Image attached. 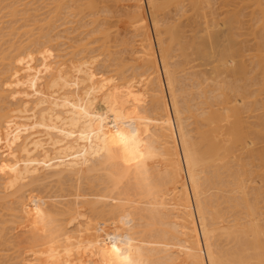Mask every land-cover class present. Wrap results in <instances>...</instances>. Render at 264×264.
Listing matches in <instances>:
<instances>
[{
	"label": "bare ground",
	"instance_id": "1",
	"mask_svg": "<svg viewBox=\"0 0 264 264\" xmlns=\"http://www.w3.org/2000/svg\"><path fill=\"white\" fill-rule=\"evenodd\" d=\"M22 1L20 4H22ZM83 1L70 0L69 2L68 0L67 2L71 4L75 3L76 7H72L71 10L76 11L77 14L81 13L80 15L78 14L79 18L86 13L82 14L84 10L88 11V13L90 12L91 17L97 16L96 10L100 0H85V3ZM32 2H29L30 5ZM56 2L57 6H53H56L58 11L60 9L63 11V7L69 6L62 3L64 2L63 0L62 2ZM100 2L106 3L105 0ZM127 2L131 12L124 21L128 25V29H130V32H128V34L132 35L130 39H135L131 44L135 42L134 46L135 44L137 45V48L134 49H136L135 55L138 57H135L133 60L129 58V62H126L130 65V61L132 60L135 64L130 66L121 64V66L120 62L116 60L117 64L113 65L112 68L114 69L116 65H119L115 70H109L110 73L114 74H109L111 76L108 78V75L104 74V71L108 74L104 63H110L111 60L108 61L110 58L115 60L113 57H110L113 53L107 55V61L102 59V64L99 63L100 60L98 61L102 53L96 55V61L98 62L92 64L95 61L93 52L96 51V48L97 50L101 49V52H106L104 50L105 46L101 44H105L107 41L104 40L101 43L100 40V48L97 46L95 50L91 48V51L94 50L92 52L89 51V46L85 45L86 49L83 47V44V49H80L79 52H76L77 49H74V53L76 52V56L79 53L83 54L84 49L87 52H91L94 57H92L93 60L91 58V65L87 62L85 54L82 57L79 55V59L71 60V63L70 59L68 62L63 63V59H68L67 57L73 58V56H69L70 54L68 53V55L65 52L64 54L67 57L65 56V58L60 59L63 63L62 66L61 62H59L60 66H56V69L47 68L50 65L48 62V65H44L46 66L47 73H44L40 78L43 80V76L46 75L43 81L44 85L42 84L37 89L39 87L36 86L37 84L29 86L31 84L29 83L30 81H25V84L27 82L28 86L25 85V89H23L24 87H20L22 90L18 88L17 91L26 90L28 87H36L33 88L34 91L30 93L32 88L31 90L30 88L27 89L28 93H25L26 98L22 96L23 98H20L18 104L14 102L15 105L17 104L16 107H13L9 111L7 106L6 112L2 111L0 114V126H6V123L10 119L9 123H12L9 124L11 130L9 134L12 135L8 136L15 138H12L14 140L12 144L5 145L7 148H10L5 149L4 145L3 147L5 148L0 146V149L2 148V151L0 150V166L2 165L0 168L2 171H0L4 179L1 176L0 178L4 181L8 178L7 182H4L2 179L0 180L4 186L7 184L6 188H9L14 183L9 190L0 185V187L2 186L6 190L5 193L3 189L0 191V194H5L3 196L0 195L1 202L4 201L2 199L7 198L5 202L6 200L11 201V199H14L15 203L17 199L21 202L17 203L21 205L27 204L26 208L30 205L31 207L28 210L23 207L26 210L25 213V210H22V206L19 207L22 210V216L19 215V212L13 215L16 220L18 219V222L24 220L26 224L28 220L32 221L33 218L37 222L36 216L38 215L43 218L44 216L51 218L54 214V216L57 215V219L60 216L63 219L66 217V223L68 222V224L64 225V229L61 227L62 231L65 230L61 232V237L65 240L67 236L66 239H68L70 246H73H71L73 249L69 247L66 250H72L74 258L71 254H65L73 258L65 257L73 261H69L71 264H77L78 262L79 264H113V262L115 264H126L123 257H118L112 252L113 242L108 240L110 236L115 238L117 248L122 251L125 248L129 249L125 252V255L136 261L137 264H264V146L260 147V149L256 148L260 146L257 144H263L262 142H264V111H261L262 109L264 110V106L263 102H261L262 99H258V96L264 92V0H218L221 12H219L220 10L217 7L216 10H214V7L211 8L213 6L211 0H127ZM212 2L214 1L212 0ZM40 3H42V0ZM144 3H146L148 9L147 15L145 14ZM209 3L212 4L211 7ZM21 6L20 8H22ZM244 6L252 8L250 9L254 18L250 15L253 22L251 23L250 20L249 22L252 25H248L249 28L252 27L249 31H253L255 34L254 39H256L253 40L254 42L256 41V51L254 50L255 54L250 59L251 61L249 60L250 64L252 62V66H247L249 63L246 64L247 60L243 59V56H245L243 55V51L245 50H242L244 46L241 48L244 45L242 44L243 41H237V39H240L237 38L239 37L237 35H240L238 34L240 33L239 30L237 32V24L242 20L239 19L240 16L244 15L242 14L244 13L242 10L246 8ZM9 7L11 8L12 6L9 5ZM40 7L42 6L40 5ZM56 7L54 8L55 10ZM69 7L67 10H69ZM170 8L171 10L168 11ZM103 10L104 13L107 12L106 9ZM103 10L101 9L99 13H102ZM165 10L167 11L165 12ZM10 11H12L11 17H13L15 11L13 9ZM58 11H55L56 16L60 15ZM171 11H174L172 12L174 13L172 17H170ZM34 13L36 14V12ZM166 13H169L167 17L171 18L170 20L165 16ZM51 15L48 17H52L55 14ZM105 16L106 18L108 17L106 13ZM96 18L98 17L92 18L94 20L92 23L97 24L99 18L98 20ZM51 19L54 20V18ZM72 21L76 22V20ZM104 21L106 22L107 19ZM148 21L154 33L153 36L155 37L159 58L158 56L156 57L157 53L153 45L151 31H149ZM101 22L100 25L103 26V19ZM1 24L3 25V23ZM17 24L20 25L19 23ZM94 24L92 25L95 26L96 24ZM105 24L107 25L108 23ZM116 24L118 23H115L114 27H117L115 26ZM240 24L241 27L242 23L240 22ZM45 26L43 25V28ZM223 26L225 27V31H223ZM24 29L22 30L24 31ZM94 29L96 30V28ZM97 29L99 34L101 33L102 39L103 36L107 38L110 35L109 31ZM107 29H109V26ZM127 30L125 31L126 33ZM91 31L90 29L89 33ZM18 33L20 34L21 32L19 31ZM68 34L67 38L70 37ZM84 34H81V37ZM28 35L27 37H29ZM86 37L91 39L92 35ZM42 38L41 41H43ZM107 40L109 41V39ZM44 41H46V38ZM94 41H97L96 38ZM94 41L93 46H95ZM31 43L29 48H31ZM48 43H51V39L45 44L48 46ZM26 44L24 45L27 48L28 45ZM61 44V47L65 45ZM131 44H128L130 48ZM17 45H14V47H17ZM50 45L52 46V44ZM90 45L92 47V44ZM125 45L124 47L128 46ZM22 48L20 47V50ZM18 51L19 49L15 52ZM33 51L30 53L33 54ZM15 52L14 54L16 55ZM114 55L116 58L118 54L116 55L115 53ZM18 56L26 58L22 54ZM43 56L42 58H46L45 55ZM87 56L90 57L91 55ZM83 57L87 61H80V59H84ZM17 59L18 57L15 60L17 61ZM29 59L32 61L31 58ZM38 59H41V57ZM38 59L35 58V60ZM123 59L122 61L120 59V61L123 62ZM19 60V63H21V58ZM23 60L25 59L23 58ZM47 60L44 61L46 62ZM81 62H84L83 67L79 65ZM195 62L196 64H193ZM19 63L17 62V64ZM28 63L26 62L25 64L27 65L26 68L31 67V64L28 65ZM34 64H32V67ZM53 65L55 66L56 63ZM53 65L51 67H54ZM86 65L90 67L86 69L84 67ZM126 65L127 67L125 68ZM206 66H209L210 72L206 70L208 68L203 70ZM13 68L15 69L14 66ZM194 68L202 69L199 71L193 70ZM37 69L39 70L38 66ZM21 70H23V65ZM41 70L43 71V68ZM28 71L35 72L36 70L31 71L28 68ZM205 71L207 74H205ZM1 72L3 73V71ZM21 72H18V74ZM208 72L209 77H207ZM6 74L3 77H6ZM30 74L28 73V76ZM37 74H39L38 71ZM200 74L202 76L204 74L208 80L211 75L215 78H220V75L222 76L223 74L225 76L226 74L227 77H230L229 80H232L224 81V83L217 82L211 86V83L204 76V79L199 78V76L202 77ZM257 77L258 79H256ZM29 78L27 80H35ZM227 79L225 78L224 80ZM212 80L210 82H213ZM6 81L9 84L7 79ZM22 81L24 83L23 79ZM189 81L192 83L190 84ZM12 82L14 81H11V84ZM4 83L3 86H5ZM51 86L53 87L51 88ZM254 86L258 88L252 89ZM44 87L48 88L45 90ZM12 88L16 90V87ZM42 88L46 91V96ZM14 89H10L9 91H13ZM4 91V94H6V90ZM9 91L7 92L9 93ZM47 91H49L48 95ZM0 93L2 94V90ZM50 95L51 97L48 98L47 96ZM24 99L28 101H24ZM1 105H4L2 101ZM15 105L13 104L12 106ZM246 110L249 114L250 112L251 114L255 113L258 110L260 114L257 113V115L255 113L253 114L254 116L248 115L247 118H250V120L253 117L255 118L249 123L248 119L244 118L246 117L245 114H248ZM116 113H119L122 118L120 130L129 138L127 143L121 142L112 128V125L116 123ZM243 118L247 119L248 122ZM125 125L134 128V133L130 131L129 127H125ZM13 126L20 129L17 128L15 130L16 128L13 129ZM38 129H42V133L45 131L46 133L44 134H47V138L44 139L45 136H42V139L40 136H37V134H40V130ZM14 131H16L17 137H15ZM4 132L0 130L1 134ZM0 136L2 138L0 140L1 143H11L9 138L8 142L3 139L5 133L4 136ZM133 136H135V142H132ZM233 145H236L235 148L239 151L235 155L241 154V152L248 153V161H242L240 159L241 155L240 158H237L239 155L235 158L229 157L233 154ZM229 158L233 160H229ZM242 158L246 160L247 156H243ZM125 160L128 162L125 163ZM137 161H139V165ZM6 175L9 177H6ZM8 183L10 184L8 185ZM47 188L49 190L47 196H45L46 205L44 204V207H41L39 204H36V199L38 203V198H40L36 196L43 195V190L46 193ZM31 194L34 199L36 197L35 200ZM8 198L11 199L9 200ZM8 204L5 203L4 209ZM15 204L12 206L9 204L10 207L8 206V209L11 208L10 210L12 211L9 214L15 213L12 208ZM18 206L20 205L18 204ZM16 216H20L21 218L19 219ZM39 216L38 218L43 220ZM10 218L9 220L12 219ZM42 220L41 222H43ZM13 221L11 220L10 222L13 223ZM1 226L4 225L2 224ZM22 226H20L21 230ZM51 226L54 225L52 224ZM56 228L58 229V227ZM21 230L19 231L21 232ZM57 232H60V230ZM33 233H30L31 236ZM43 233L44 231H42ZM77 235H80V238H77ZM127 238L131 239L130 247L127 243ZM50 239L47 241H50V244H52L53 240L51 241ZM26 240L30 241L27 238ZM21 241L23 242V239ZM44 243H46V239ZM85 244L86 248L83 247ZM52 245L50 246L53 247ZM46 246L48 248V245ZM55 246L57 247V245ZM51 247L49 250H51ZM54 247L53 249L55 250L56 247ZM44 248L46 247L44 246ZM77 251L78 253H76ZM52 252L49 251V253ZM78 255L82 260L81 262L76 257ZM74 259L78 261L75 263ZM40 264H43V262ZM66 264H68V261Z\"/></svg>",
	"mask_w": 264,
	"mask_h": 264
},
{
	"label": "rangeland",
	"instance_id": "2",
	"mask_svg": "<svg viewBox=\"0 0 264 264\" xmlns=\"http://www.w3.org/2000/svg\"><path fill=\"white\" fill-rule=\"evenodd\" d=\"M2 1V2H1ZM21 1L22 0H0V12H2V13H0V20H2L1 22H0V24L1 23H3V25L1 24L0 26V38H1V35H2V38L0 39L1 41H0V92H1V90H2V94L0 93V104H1V101H2V104H4V105H1L0 106V114L2 113V111H4V112H6V110L8 109L9 111L10 110H12L13 109V107H16L17 106V104H18V102H19V100H20V98L22 99L23 97L24 98H26V94L28 93L27 92V89H29L30 87H28V88H26V90H23V91H21L22 89L21 88H23V89H25V85H27L28 86V81H30L29 83H31L29 86H32L33 84L34 85H36V86H39V87H37V89L38 88H40L41 86H42V84H43V81H44V79H45V76L46 75H44L43 76V80H41L40 78L42 77V75L44 74V73H47V69H46V66H44V65H48V64H50V65H48L47 66V68H49V69H51V68H55L56 69V66L57 65H59L60 63L59 62H61V66H62V64L64 63V62H68V60L70 59V63L72 62L71 60H76V59H79V55H80V57H82L84 54L87 56V55H91L90 57L89 56H85V58H87V60L85 59H80V61L82 60V61H87L88 63H90V65H91V58L93 57L92 56V54H91V52L92 51H94L95 50V48H96V46L97 47H99L100 46V44L102 43V41H104V40H106L104 43L105 44H101V45H104L105 46V49L104 50H106V52H107V54H106V52L105 51H103V52H101V49H98L97 50V48H96V51L95 52H93L94 54V56H95V61L92 63V64H94V63H97L99 60V63H101L102 64V59L103 60H105V61H107V55H109V54H111V53H113V55L111 54V56L110 57H113L115 60H113V59H108V61H110V63L108 62V64L105 62H103L104 63V66L107 68V69H105V68H102V69H105V70H108V74H106L107 72L106 71H104V70H102V71H104V74L109 78L111 75H113L114 73H110V71L109 70H115V68L116 67H118V65L120 64H127V62L126 61H128L129 62V58H131L132 60L135 58V57H138V56H136L135 54H136V49H134V48H137V45L135 44V46H134V43H132L131 44V42H133V41H135V39L134 38H131L130 39V36H132V35H130V33L128 34V32H130V29H128L129 27H128V25L125 23V21H124V19H126V17L128 16V14L131 12V9L128 7L129 5H127V0H120V1H116V0H105L106 1V3H104V2H100V1H102V0H100L99 1V3H101L100 4V6H99V3H98V5H97V16H93V17H91L92 15H91V13L89 12L88 13V11H86V10H84V11H82V14L84 13V12H86V13H84V15H82V16H80V18L78 17V14L76 13V11H73V10H71L72 9V7H76L75 6V3H68L67 1L68 0H63L64 2H62V0L60 1V0H42V3H40L41 2V0H40V2H38L37 0L35 1V0H23L22 1V4L23 3H25V4H23V6H21L22 4H20L21 3ZM33 1V2H32ZM47 1H48V3H47ZM56 1H59V2H62V3H64V4H66V5H69L68 7H69V10H67V8L68 7H63L62 9H63V11L60 9V11H58V8L56 7L57 6V2ZM83 1V0H82ZM111 1V2H110ZM116 1V2H115ZM124 3H123V2ZM126 1V2H125ZM214 2H212V0H211V3L213 4V6L211 7V5L212 4H210L209 3V6L211 7V8H213L214 7V10H216V7H217V9H219L220 10V2H217L216 0H213ZM4 2V3H3ZM29 2H32L31 3V5H30V3ZM50 2V3H49ZM67 2V3H66ZM69 2H70V0H69ZM86 1L84 0L83 1V3H85ZM108 2V3H107ZM115 2V3H114ZM217 2V3H216ZM18 4V6H17V4ZM46 3V4H45ZM52 3H54V4H52ZM56 3V4H55ZM104 5H103V4ZM185 3V2H184ZM186 3H187V1H186ZM185 3V4H186ZM6 4V5H5ZM26 4H28V5H26ZM44 4V5H43ZM51 4V5H50ZM74 4V5H73ZM109 4V5H108ZM145 4V6H144V8H145V14L147 15V11H148V9H147V5H146V3H144ZM184 4V5H185ZM219 4V5H218ZM9 5L10 6H12L11 8L15 11V13L13 14L14 16L13 17H11L12 16V11H10V10H12L10 7H9ZM30 5V6H29ZM37 5V6H36ZM40 5L42 6V7H40ZM53 5H56V6H53ZM73 5V6H72ZM76 5H77V3H76ZM186 5H188V4H186ZM185 5V6H186ZM9 7V9H8V7ZM15 6V7H14ZM20 6L22 7V8H20ZM29 6V7H28ZM34 6V7H33ZM45 6V7H44ZM47 6H48V8H47ZM51 6H53L52 8H51ZM103 6V7H102ZM113 6H115V7H113ZM184 6V7H185ZM29 9H28V8ZM56 7V10L58 11V12H60V15H62V16H60V15H58V16H56V10L54 9ZM104 7H106V8H104ZM126 7H128V8H126ZM187 7V6H186ZM185 7V8H186ZM188 7H189V5H188ZM246 7V8H245ZM248 7V8H247ZM32 8V9H31ZM65 8V9H64ZM244 8L246 9H243L242 10V12H244V13H242V12H240V13H242V14H244V15H242V16H240V20L242 19L243 20V22H242V20L241 21H239V24H237V32H238V30H239V32L240 33H238V34H240V35H237V36H239V37H237V38H240L239 40L237 39V41L238 42H242L243 41V43L242 44H244V45H242L241 46V48L244 46V48L242 49V50H245V51H243V55H245V56H243V59L244 60H247L246 61V64L247 63H249L250 64V59L252 58V56L255 54V51H256V41L254 42L253 40H256V39H254V36H255V34L253 33V31L251 30V31H249V29H252V27L251 28H249V26L248 25H252L251 23L253 22L252 21V19L250 18V15H252V11H251V9L249 8V6H244ZM16 9V10H15ZM23 9V10H22ZM27 9V10H26ZM40 9V10H39ZM52 9H54L53 11H51ZM102 9H106L107 10V12H105L106 13V15L108 16L107 18H106V16H105V13H104V10H103V14L102 13H99V12H101L100 10ZM109 9V10H108ZM115 9H117V10H115ZM172 9H173V7H172ZM187 9V8H186ZM38 10V11H37ZM45 10H48V11H45ZM115 10V11H114ZM129 10V11H128ZM169 10H171V8L170 9H168V11ZM248 10V11H247ZM9 11V12H8ZM18 11V12H17ZM23 13H22V12ZM44 11V12H43ZM65 11H67V12H65ZM69 11V12H68ZM167 10H165V12H166ZM189 11V10H188ZM250 11V12H249ZM28 12H29V15H28ZM34 12H36V14L34 13ZM39 12H41L40 14H39ZM64 12V13H63ZM71 12V13H70ZM108 12H109V14H108ZM172 12H174V11H171V13ZM218 12V11H217ZM219 12H221V10L219 11ZM9 13H11V14H9ZM20 13H22V14H20ZM31 13H34V14H31ZM43 13V14H42ZM76 13V14H75ZM111 13V14H110ZM170 13V14H171ZM250 13V14H249ZM4 14H6V15H4ZM18 14V15H17ZM25 14V15H24ZM48 14V15H47ZM54 15V16H52V15ZM75 14V15H74ZM81 14V13H80ZM79 14V15H80ZM101 14V15H100ZM113 14V15H112ZM169 14V13H168ZM167 13H166V17H167V15H168ZM248 14V15H247ZM7 15H9L8 17H6ZM27 15V16H26ZM35 17H34V16ZM43 15V16H42ZM52 16V17H48V16ZM69 15V16H68ZM74 15V16H73ZM77 15V16H76ZM109 15H110V17H109ZM117 15V16H116ZM123 15H125V16H123ZM172 15H174V13H172L171 15H170V17H172ZM246 15V16H245ZM5 16V17H4ZM16 16V18H18V19H16V18H14ZM42 16V17H41ZM57 18H56V17ZM65 16V17H64ZM88 18H86V17ZM102 16H103V18H102ZM244 16H245V18H244ZM24 17V18H23ZM25 17H27V18H25ZM60 18V20H61V22H60V20H59V18ZM69 19H68V18ZM84 17V18H83ZM91 17V19H89ZM94 17H98L99 18V21L97 22V24L95 25L94 23H92L94 20ZM165 17V18H166ZM224 17V16H223ZM242 17V18H241ZM10 18V19H9ZM12 18V19H11ZM36 18H38V19H36ZM48 18V19H47ZM51 18H54V20L53 19H51ZM64 18V19H63ZM71 18V19H70ZM75 18V19H74ZM81 18H82V20H81ZM93 18V19H92ZM98 18H96L97 20H98ZM250 18V19H249ZM252 18H253V15H252ZM22 19V20H21ZM35 19V20H34ZM45 19H47V20H45ZM53 20V21H50V20ZM58 19V20H57ZM77 19H78V21H77ZM102 19H103V26L102 25H100L102 22ZM107 19V21L105 22L104 20H106ZM167 19H171V18H169V17H167ZM174 19V18H173ZM172 19V20H173ZM248 19V20H247ZM254 19V18H253ZM17 22H16V21ZM20 20V21H19ZM29 22H28V21ZM65 20V21H64ZM71 21L70 23H69V21ZM72 20H76V22L75 21H72ZM110 20V21H109ZM148 20V19H147ZM251 20V21H250ZM5 21V22H4ZM12 21V22H11ZM33 21V22H32ZM37 21V23H35V22ZM47 21H48V23H47ZM59 21V22H58ZM91 21V22H90ZM115 21V22H114ZM117 21V22H116ZM251 23H250V22ZM21 22V23H20ZM57 22V23H56ZM64 22V23H63ZM80 22H82V23H80ZM86 24H85V23ZM121 22V23H120ZM240 22L242 23V26L240 27ZM5 23H7V24H5ZM17 23H19L20 25H18ZM51 23H52V25H51ZM76 23V24H75ZM81 25H80V24ZM105 23H108L107 25L109 26V29H107V25L105 24ZM111 23H113L112 25H113V27H112V25H111ZM115 23H118V24H116L115 26H117V27H114V24ZM250 23V24H249ZM15 24V25H14ZM36 24V25H35ZM74 24H75V26H74ZM84 24H85V26H84ZM89 24H91V25H89ZM92 24H94L95 26H93ZM110 24V25H109ZM148 24H149V21H148ZM43 25L45 26L44 28H43ZM48 25H49V27H48ZM55 25V26H54ZM60 25H62L61 27H60ZM71 25H73V26H71ZM78 25H79V27H78ZM88 25V26H87ZM239 25V26H238ZM13 26V27H12ZM51 26V27H50ZM53 26V27H52ZM64 26H66V27H64ZM68 26V27H67ZM100 26H102V27H100ZM105 26H107V27H105ZM112 28H111V27ZM149 26V31H151V36H152V41H153V45H154V47H155V52L157 53V55H156V57L158 56V58H159V55H158V51H157V47H156V43H155V37L153 36L154 35V33L152 32L153 30H152V27H151V25L149 24L148 25ZM15 27V28H14ZM24 27H25V29H24ZM32 27H34V28H32ZM38 27V28H37ZM81 27V28H80ZM84 27V28H83ZM90 27V28H89ZM96 28V30L94 29V28ZM104 27V28H103ZM248 27V28H247ZM4 28V29H3ZM29 28V29H28ZM43 28V29H42ZM48 28V29H47ZM68 28V29H67ZM70 28V29H69ZM76 28V29H75ZM87 29V31H86V29ZM97 28H99L100 30L102 29V30H106V31H109V33H110V35H109V33H108V37L105 39L104 38V36H103V39H102V37H101V33L99 34V32H98V29ZM239 28H241V29H239ZM22 29H24V31L22 30ZM33 29V30H32ZM51 29H52V32H51ZM58 29V30H57ZM78 29H80V30H78ZM81 29H83L82 31H81ZM85 29V30H84ZM90 29L92 30L91 31V33H89L90 32ZM94 29V30H93ZM113 30V32H112V30ZM115 29V30H114ZM129 31H128V30ZM186 29V28H185ZM11 30V31H10ZM16 30H17V32H16ZM35 30H37L36 32H35ZM50 31V33H49V31ZM72 30V31H71ZM89 30V31H88ZM127 30V33L125 32ZM187 30V29H186ZM241 30V31H240ZM2 31V32H1ZM7 31V32H6ZM21 32L20 34L18 33V32ZM30 31H32V32H30ZM55 31V32H54ZM70 31V32H69ZM75 31H77V32H79V33H81V34H84V35H82V37H81V34H78L77 32H75ZM95 31H96V33H98V34H96L95 33ZM223 31H225V27L223 26ZM247 31V32H246ZM249 31V32H248ZM13 32V33H12ZM24 32H26V33H24ZM33 32H35V33H33ZM54 32V33H53ZM64 32H65V34H64ZM92 32H93V34H92ZM118 32V33H117ZM121 32V33H120ZM15 33V34H14ZM53 35H52V34ZM56 33H58V34H56ZM69 33V34H68ZM75 33V34H74ZM77 33V34H76ZM88 35H87V34ZM115 33V34H114ZM8 34V36H6V35ZM26 34V35H25ZM28 34H30L32 37H33V39H32V37L30 36V35H28ZM49 34H50V36H49ZM67 34H68V36H70V37H68L67 38ZM71 34V35H70ZM73 34V35H72ZM96 34V35H95ZM112 34V35H111ZM126 35V37H125V35ZM249 34V35H248ZM5 35V36H4ZM12 35H13V37H12ZM15 35H17V36H15ZM27 35L29 36V37H27ZM42 35H44V36H42ZM48 35V36H47ZM75 35V36H74ZM91 36L92 35V37H95L96 38V42L94 41L95 40V38H92L91 37V39H89V37H86V36ZM95 35V36H94ZM115 35V36H114ZM118 35V36H117ZM21 36V37H20ZM46 36V37H45ZM55 36V37H54ZM98 36V37H97ZM129 38H128V37ZM17 37V38H16ZM35 37V38H34ZM39 37V38H38ZM41 37H43L42 38V40L43 41H41ZM52 37V38H51ZM58 37H60V39H58ZM63 37V38H62ZM87 39H86V38ZM113 39H112V38ZM243 37V38H242ZM245 37V38H244ZM7 38V39H6ZM12 38V39H11ZM16 38V39H15ZM24 38V39H23ZM27 38H28V41H29V43H28V41H27ZM38 40H37V39ZM46 38V41H44V39ZM48 38V39H47ZM56 38V39H55ZM71 38V39H70ZM120 38V39H119ZM127 38V39H126ZM252 38V39H251ZM23 39V40H22ZM29 39H31V40H29ZM50 39H51V43H48V46H50V47H48L46 44H47V41H50ZM54 39H55V41H54ZM94 39V40H93ZM107 39H109V41L107 40ZM112 39V40H111ZM127 40V42H125L126 40ZM132 39H134V40H132ZM241 39H243V40H241ZM22 40V41H21ZM56 40H58L57 42H56ZM60 40V41H59ZM70 40V41H69ZM100 40H101V43H100ZM117 40V41H116ZM132 40V41H131ZM137 40V39H136ZM9 41V42H8ZM21 41V42H20ZM26 41V42H25ZM36 41V42H35ZM53 41V42H52ZM69 41V42H68ZM73 41V42H72ZM85 41V42H84ZM93 41L95 42L94 43V45L95 46H93ZM121 41V42H120ZM122 41H124L123 43H122ZM245 41V42H244ZM247 41V42H246ZM4 42V43H3ZM7 42V43H6ZM12 42V43H11ZM20 42V43H19ZM23 42V43H22ZM30 42H32L31 43V48H29V46H30ZM39 42H41L40 43V47H39ZM46 44H45V43ZM76 42V43H75ZM87 42V43H86ZM89 42H91L90 44H92V47H91V45L89 44ZM99 42V43H98ZM109 42H110V44H109ZM115 42H116V44H115ZM251 42V43H250ZM25 43H27L26 45H28V47L26 48V46L24 45ZM36 43V44H35ZM42 43H44L43 45H42ZM55 43V44H54ZM61 43H63V45L64 46H66V47H64V46H62L61 47ZM73 43V44H72ZM98 45H97V44ZM123 45V49H122V45ZM248 43V44H247ZM17 44H19V45H17ZM50 44H52V46L50 45ZM61 44V45H60ZM81 44V46H79V45ZM83 44H84V46H83ZM87 44H89V45H87ZM107 44V45H106ZM108 44H109V46H108ZM117 44H119V45H117ZM124 44H126V45H128V44H131V48H133V49H131L130 48V45H128V46H126V47H124ZM14 45L16 46L17 45V47H14ZM45 45V46H44ZM59 45V46H58ZM85 45L90 49L89 51H91V48H93L94 50H92L91 52H87L86 51V47H85ZM251 45V46H250ZM22 46H23V48H22ZM39 48H38V47ZM42 46H43V48H42ZM71 46H72V48H71ZM76 46H78V47H76ZM82 46L84 47V48H86V49H84V51L82 52L83 54H81V53H79L77 56L75 55L76 54V52H79V50L80 49H83L82 48ZM107 46V47H106ZM113 46H115V47H113ZM132 46H134V47H132ZM20 47L22 48L21 50H20ZM57 47H58V49H57ZM75 47V48H74ZM80 47V48H79ZM127 47H129L128 49H127ZM250 47V48H249ZM3 48V49H2ZM11 48H13L12 49V51H10L11 50ZM17 48V49H16ZM25 48H26V50H25ZM32 48H33V50H35V51H33L32 50ZM37 48V49H36ZM56 48V49H55ZM100 48V47H99ZM108 50H107V49ZM110 48V49H109ZM117 48H118V50H117ZM119 48H120V50H119ZM7 51H6V50ZM9 49V50H8ZM14 49H16L15 51H17L18 49H19V53L18 52H15L14 51ZM76 50V52L74 53V51ZM115 49V50H114ZM121 49H122V51H121ZM131 50V52H130V50ZM252 49V50H251ZM4 50V51H3ZM25 50V51H24ZM30 50V51H29ZM37 50H38V52H37ZM40 50V51H39ZM64 50V51H63ZM100 50V51H99ZM117 50V51H116ZM133 50H135V51H133ZM255 50V51H254ZM24 53H23V52ZM27 51V52H26ZM31 51H33L32 53L33 54H31L30 52ZM71 51V52H70ZM97 51H99V52H97ZM111 51V52H110ZM114 51V52H113ZM121 53H120V52ZM14 52L16 53V55L14 54ZM29 52V53H28ZM65 52H67L66 54H68L69 56H73V58L72 57H67V55L66 54H64ZM105 52V53H104ZM110 52V53H109ZM123 52H124V54H123ZM132 52H134V53H132ZM3 53H5V54H3ZM73 55H72V54ZM88 53H90V54H88ZM100 53H102V54H100ZM116 53V58H115V54ZM244 53H246V54H244ZM249 53V54H248ZM13 54V55H12ZM19 54H22L23 56H26V58L25 57H19L18 55ZM25 54V55H24ZM27 54V55H26ZM30 56H29V55ZM60 54V55H59ZM101 55V57L99 56V59H98V61H96V58H97V56L96 55ZM103 54H105L106 55V57H105V55H103ZM121 54V55H120ZM132 54V55H131ZM43 55H45V57L46 58H42V56ZM47 55V56H46ZM49 55V56H48ZM102 55H103V57H102ZM124 55V56H123ZM127 55V56H126ZM131 55V56H130ZM135 55V56H134ZM16 56V58L18 57V59H17V61L14 59V57ZM21 56V55H20ZM36 59H38V58H40L41 57V59H38V60H35V58ZM39 56V57H38ZM53 56V58H51L50 59V57H52ZM57 56H59V57H57ZM60 56H62V57H60ZM64 56V57H63ZM65 56L68 58V59H63L62 61H63V63H62V61L60 60L61 58H65ZM121 56V57H120ZM44 57V56H43ZM89 57V58H88ZM109 57V56H108ZM119 57V58H118ZM133 57V58H132ZM246 57H247V59H246ZM249 57V58H248ZM6 58V59H5ZM21 58V60H22V64L21 63H19V59ZM23 58L25 59V60H28V61H25V60H23ZM29 58H31V60H32V58H34L32 61H30V59ZM55 58V59H54ZM94 58V57H93ZM93 58H92V60H93ZM105 58V59H104ZM122 58H124L123 59V62H121L122 61ZM157 58V59H158ZM48 59V60H47ZM58 59V60H57ZM120 59H121V61H120ZM40 60V61H39ZM44 60H47L46 62L44 61ZM55 60H56V62H55ZM60 60V61H59ZM65 60V61H64ZM90 60V61H89ZM116 60H118V62H120L118 65H116V67H114V69L112 68L113 67V65L115 66V64H117L115 61ZM125 60V61H124ZM132 60L130 61V65H132V64H135L134 62H132ZM250 60V61H249ZM23 61H25L24 63H23ZM37 61V62H36ZM42 61H44V62H42ZM79 61V60H78ZM158 61V60H157ZM17 62L19 63V64H17ZM26 62L28 63V62H30V63H28V65L29 64H31V67H27L26 68V66L27 65H25L26 64ZM40 62H42L43 63V65H42V63L40 64ZM47 62H48V64H47ZM49 62H51V63H49ZM87 62H85V63H87ZM114 62V63H113ZM132 62V63H131ZM33 63H35L34 65H33V67H32V64ZM56 63V65L54 66L53 64H55ZM58 63V64H57ZM74 63V62H73ZM82 63V64H81ZM79 65H82V67H83V63L84 62H81ZM111 63H112V65H111ZM37 64V65H36ZM39 64H40V66H39ZM193 64H196V62L195 63H193ZM249 64H247V66H252L251 64H252V62H251V64L249 65ZM19 65V66H18ZM22 65H23V70H21V68H22ZM54 66V67H51V66ZM85 65V64H84ZM128 66H130L129 65V63L127 64ZM127 65L125 66V68L127 67ZM4 66V67H3ZM12 66V67H11ZM13 66L15 67V69L13 68ZM25 66V67H24ZM37 66H38V68H39V70L37 69ZM41 66H43V67H41ZM60 66V65H59ZM122 66V65H121ZM9 67V68H8ZM19 67V68H18ZM84 67H86V69L88 68V67H90V66H84ZM124 67V66H123ZM122 67V68H123ZM198 67H200V66H198ZM203 67V66H202ZM5 68V69H4ZM7 68V69H6ZM28 68L31 70V71H33V70H36L35 72H34V74H33V72H30V71H28ZM34 68V69H33ZM36 68V69H35ZM43 68V71L41 70V69ZM124 68V69H125ZM129 68V67H128ZM206 68H208V69H206ZM250 68V67H249ZM3 69V70H2ZM20 69V70H19ZM25 69H26V71H25ZM44 69H45V71H44ZM48 69V70H49ZM83 69V68H82ZM90 69V68H89ZM202 69V68H201ZM200 68L198 69V68H194L193 70H201ZM204 69H206V70H208L209 72H210V69H209V66L207 67H204L203 68V70ZM7 70V71H6ZM10 70V71H9ZM14 70H16V71H14ZM17 70H18V72H20V71H22L21 73H19L18 74V72H17ZM85 70V69H84ZM202 70V71H203ZM1 71H3V73L4 74H6V77H3V73L1 72ZM5 71V72H4ZM12 71V72H11ZM37 71H38V73L39 74H37ZM9 72V73H8ZM27 73L26 75H25V73ZM114 72V71H113ZM209 72H208V76L207 77H209ZM23 73V74H22ZM28 73L30 74L29 76H28ZM100 73V72H99ZM109 74H111L110 76H109ZM205 74H207V72L205 71ZM211 74V73H210ZM2 75V76H1ZM12 75H13V77H12ZM19 75H20V77H19ZM41 75V76H40ZM201 76H202V74H200ZM5 76V75H4ZM33 76V77H32ZM37 77V79H36V77ZM39 76V77H38ZM105 76V77H106ZM203 76L205 77V75L203 74ZM200 77L199 76V78L201 79V78H203L204 79V77ZM211 76H212V79H214V80H212L213 82H210L211 80H210V78H211ZM210 76V78H209V83H211V86H212V84H215V83H217V82H219V83H221V82H223L224 83V81L226 82V81H230V80H232V79H230L229 80V76L227 77V75L225 74V76H223V74H222V76L220 75V78H215L213 75H211ZM3 77V78H2ZM9 77V78H8ZM30 77L31 79H35V80H27L28 78ZM35 77V78H34ZM214 77V78H213ZM217 77H219V76H217ZM222 77H224V78H222ZM17 78V80H19L18 82H19V84L17 85V80H15ZM29 78V79H30ZM41 80H39V79ZM225 78H228L227 80H224ZM6 79L8 80V82H9V84L7 83V81H6ZM10 79H11V81H14V82H12V84H11V81H10ZM22 79L24 80V83H23V81H22ZM133 79V78H132ZM131 79V80H132ZM222 79H223V81H222ZM256 79H258V77L256 78ZM3 80V81H2ZM134 80V79H133ZM25 81H27L26 82V84H25ZM37 81V83H35V82ZM208 81H207V83H208ZM4 82H6V83H4ZM38 82H39V84H38ZM190 82V84L192 83L191 81H189ZM3 83H4V85L6 86H3ZM186 83H188V82H186ZM189 84V83H188ZM190 84H189V86H190ZM15 85V86H14ZM20 85V86H19ZM24 85V86H23ZM33 85V86H34ZM44 85V84H43ZM3 86V87H2ZM5 87V88H4ZM8 87H10V89H14V88H12V87H16V90L14 91H9L10 89H8ZM21 87V88H20ZM53 86H51V88H52ZM191 87V86H190ZM264 87V86H263ZM21 89V90H18L17 91V89ZM32 88V87H31ZM31 88H30V90H31ZM33 88H36V87H33ZM32 88V90L30 91V90H28V91H30V93H32V91H34V89ZM48 88V87H47ZM46 87H44V89L46 90L47 89ZM211 88V87H210ZM252 88V87H251ZM255 88H258L257 86H254V88H252V89H254L255 90ZM6 90V94H4L5 93V91L4 90ZM43 89V88H42ZM43 89V91L45 92L44 93V95L46 94V91ZM50 89V88H49ZM190 89H193V88H190ZM36 90V89H35ZM51 90V89H50ZM7 91H9V93L11 94H9ZM21 91V92H20ZM26 91V92H25ZM16 92V93H15ZM22 92H23V94H22ZM49 91H47V95L49 94L48 93ZM18 93V94H17ZM20 93V94H19ZM26 93V94H25ZM195 92H194V90H193V94H194ZM264 93V92H263ZM263 93H261L260 95H262V96H258V99H262L261 100V102H263V106H264V94ZM2 95H5V96H2ZM19 95H21V96H19ZM23 96V97H22ZM46 96V95H45ZM2 97V98H1ZM3 97H5V98H3ZM9 97H10V99H9ZM48 98H50L51 97V95L50 96H47ZM13 99V100H12ZM33 99V98H32ZM3 100H4V103H3ZM9 100V101H8ZM21 101H23V100H21ZM24 101H28L27 99L25 100L24 99ZM17 103L16 105H15V103ZM238 102H240V101H238ZM237 102V103H238ZM8 104V105H6V104ZM11 103V104H10ZM15 105V106H12L13 104ZM240 104V103H239ZM262 104V103H261ZM8 106V108L6 109V107ZM2 107H4V108H2ZM4 109V110H3ZM257 111V112H256ZM255 111V113L257 114H260L259 112L260 111H258V110H256ZM261 111H264L263 109L261 110ZM252 112H254V111H252ZM243 113L245 114V112L243 111ZM242 113V114H243ZM246 113H248V111L246 110ZM255 113H252L251 114V112H250V114L248 113V114H245L246 115V117H244V118H247L248 117V115H253V114H255ZM257 114V115H258ZM244 115V116H245ZM243 116V115H242ZM241 116V117H242ZM254 116V115H253ZM251 117V116H250ZM243 118V119H244ZM254 118V117H253ZM253 118H251V120H250V118H247L248 119V121H249V123L250 122H252V120H253ZM7 119V118H6ZM247 119L245 120V121H247ZM255 119V118H254ZM5 120V119H4ZM4 120H3V123H4ZM10 120V119H9ZM9 120H8V123H6V126L5 125H3V126H5L4 128H2L1 126V128H0V130H2V132H4L5 133V136H4V133H0V135H3L4 136V138L3 139H5V141H7L8 142V140L10 139V141H11V143H7L6 144V142H5V144H4V142L3 143H1V141H0V143L2 144H0V146L1 147H3V145L5 146V145H8V144H12V141H14L13 139H15V138H10L8 135H10L9 134V132H11V130H10V128H9V124L10 123H12V122H10L9 123ZM7 121V120H6ZM247 121V122H248ZM254 122V121H253ZM1 125H2V123H1ZM7 125H8V127H7ZM10 127H11V125H10ZM9 128V129H8ZM14 128H16L15 130H17V128L18 127H16V126H13V129ZM12 129V128H11ZM12 129V130H13ZM18 129H20V128H18ZM38 130H40V134L42 133L41 131H43L42 129H38ZM8 131V132H7ZM6 132H7V134H6ZM14 132H15V134H14ZM14 132H12L14 135H15V137H17L16 136V131H14ZM19 132H20V130H19ZM37 132V133H38ZM224 132V131H223ZM18 133V132H17ZM44 133H46L45 131L40 135V134H37V136H40V138H42L43 139V137L42 136H45L44 137V139L45 138H47L46 137V135L44 134ZM7 135V136H6ZM12 135V134H11ZM10 135V136H11ZM13 135V136H14ZM6 137H7V139H6ZM9 138V139H8ZM2 138H1V136H0V140H1ZM12 139V140H11ZM226 139V138H225ZM263 144H257L259 147H256L257 149H260V147L262 148L263 146H264V142H262ZM10 146V145H9ZM234 146V145H233ZM6 147V146H5ZM5 147H3V148H5ZM236 147V145L234 146V147H232V148H234V149H232V151H233V154L232 153H230V154H232V155H230L229 157H236V156H238L239 155V157H237V158H240V155H241V160L242 161H244V162H246V161H248V159H249V155H247L248 153L246 152V154L244 155L241 151V154H237V155H235L236 154V152H239V151H237V149L235 148ZM8 148H10V147H8ZM7 147L5 148V149H8ZM2 149V148H1ZM0 149V150H1ZM4 150V149H3ZM238 150H240V149H238ZM2 151V150H1ZM1 151H0V153H1ZM231 151V152H232ZM235 151V152H234ZM244 157H246L247 156V158H246V160H244V158H242L243 156ZM1 160V159H0ZM229 160H233L232 158H229ZM236 160V159H235ZM1 164H2V161H1ZM0 167H2V165L0 166ZM13 168V167H12ZM0 170L2 171V169L0 168ZM14 170V169H13ZM0 171V176L2 175L1 172ZM5 175V174H4ZM9 175V174H8ZM8 175H6V177H9ZM2 178H3V176H1ZM5 177V178H6ZM12 177H14L13 175H12ZM2 178H0V179H2ZM4 179V178H3ZM2 179V180H3ZM7 180H8V178H7ZM7 180H5L6 182H7ZM4 181V180H3ZM4 181V182H5ZM12 181V180H11ZM10 181V182H11ZM3 182V183H4ZM258 182V181H257ZM0 185H2L3 186V188H6V186H7V184H5V186H4V184H2V181L0 180ZM10 183H8V185H9ZM12 184H14V183H12ZM12 184L10 185V187L12 186ZM2 186L0 187V191H1V189H3L2 188ZM50 186V185H49ZM10 187L8 188H6L7 190H9L10 189ZM50 188V187H49ZM4 190V189H3ZM47 191H46V193H44L45 191L43 190V195H39V196H36V197H40V198H38V203H37V199H36V197H35V199H36V204H39V206H43L44 207V204L46 203L45 202V196H47V192H48V188L46 189ZM6 192V190H4V193ZM41 192H39V193H41ZM29 193V192H28ZM30 194V193H29ZM0 195H2V194H0ZM3 195H5V194H3ZM2 195V196H3ZM29 196V195H28ZM31 196H32V194H31ZM42 196H43V198H42ZM27 197V196H26ZM13 198V197H12ZM29 198V197H28ZM32 198H33V196H32ZM42 198V199H41ZM5 199H7V198H4V199H2V200H4L3 202H1V199H0V264H40V263H42L43 262V264L45 263V264H66L67 263V261H68V264H71V263H69V261L70 262H73L72 260H68V258H71V257H69V256H66L67 254L69 255V254H71L72 255V250L70 251V250H68L69 249V247L71 248V249H73L71 246H70V243L68 242V239H66L67 238V236L65 237V240H64V238H62L61 237V232H64V231H62L63 229H64V225H67L68 224V222L66 223V217H64V219H63V217H61L60 215V217L57 219V215L56 216H54L53 214V217H51V218H46L45 216H44V218L42 217V216H39V217H42L43 218V220L42 219H39L38 218V216H36V219H38L37 220V222H36V220L34 219H32V221L31 220H28L27 221V224L26 223H24V222H26V221H19L18 222V219L16 220V218H14V214H16V213H18L19 212V215L20 216H22L21 214H22V210H25V209H27L28 210V208L29 207H31L30 205H29V207L28 208H26L28 205L27 204H20L21 202L19 201V200H17L16 198V200H15V203H17V202H20V203H17V204H15L14 203V199H11V198H8L9 200L11 199V201L13 202V204H15V205H17V206H15L14 205V207H12L14 210H13V212L15 211V213H13V214H9V213H12V211L10 210V209H8L10 206H12L13 204H12V202L11 201H8V200H6V202H5ZM31 199V198H30ZM34 199V198H33ZM34 199V200H35ZM39 199H41L40 201H39ZM28 200V199H27ZM43 200H44V202H43ZM40 202V203H39ZM5 203L6 204H10V206H9V204L8 205H6L7 207H5V209H7V210H5L4 209V206H5ZM24 203V202H23ZM4 204V205H3ZM18 204L20 205V206H18ZM42 204V205H41ZM24 205H26V206H24ZM46 205V204H45ZM2 206V207H1ZM9 206V207H8ZM22 206V210H20L21 208H19V207H21ZM25 209H24V208ZM17 208H19L18 210H17ZM16 209V210H15ZM9 211H11V212H9ZM21 212V213H20ZM26 212V210L24 211V213ZM24 213H23V216H24ZM12 215V216H11ZM18 215V214H17ZM20 216H16V217H19V219L21 218ZM35 216V215H34ZM51 216V215H50ZM49 216V217H50ZM12 219H11V218ZM56 217V218H55ZM8 218V219H7ZM9 218L13 221V220H15V221H17V222H15V221H13V223L12 222H10L11 220H9ZM52 219H56V220H54L56 223H57V225H56V223L54 224V221L52 220ZM59 219H62V220H59ZM4 220H6V221H4ZM41 220L43 221V222H41ZM44 220H46V221H44ZM48 220H49V222H48ZM53 222H52V221ZM3 221H4V223H3ZM29 221H30V223H29ZM51 221V222H50ZM59 221H61V222H59ZM63 221V222H62ZM7 222V223H6ZM24 224H23V223ZM7 225H6V224ZM10 223V224H9ZM19 224V226H18V224L17 225H15V224ZM21 223V224H20ZM38 223V224H37ZM43 223V225H41ZM60 223V224H59ZM63 223V224H62ZM4 225V226H1V225ZM29 224H30V226H29ZM48 225V226H44V225ZM54 225V226H51V225ZM6 225V226H5ZM14 225V226H13ZM24 227H23V226ZM37 225H39V226H37ZM41 225V226H40ZM16 226V227H15ZM20 226H22L21 228H22V230L20 229ZM28 226V227H27ZM6 227V228H5ZM30 227H31V229H30ZM33 227H35V228H33ZM51 229H50V228ZM56 227H58V229L56 228ZM61 227H63V229L61 230ZM5 228V229H4ZM17 228H19V229H17ZM24 228V229H23ZM48 228V229H47ZM47 229V230H46ZM5 230V231H4ZM19 230H21V232L19 231ZM25 230V231H24ZM49 230H50V232L51 231H53V232H51V234H50V232H49ZM60 230V232H57V231H59ZM14 231V232H13ZM23 231V232H22ZM28 231V232H27ZM30 231V232H29ZM34 232L33 234H32V236H31V234L30 233H32V232ZM42 231H44V233L42 234ZM49 233H48V232ZM39 232V233H38ZM56 233V234H55ZM2 234V235H1ZM23 234H24V236H23ZM41 234V235H40ZM49 234H50V236H49ZM53 234H55V235H53ZM60 234V235H59ZM16 235V236H15ZM34 235V236H33ZM35 235H36V237H38L37 239H36V237H35ZM37 235H40V236H37ZM43 235V236H42ZM45 235V236H44ZM6 236V237H5ZM18 236H20V237H22V238H20V237H18ZM55 236V237H54ZM79 236V237H78ZM24 237V238H23ZM29 237V238H28ZM34 237V238H33ZM51 239H50V238ZM57 237V238H56ZM75 237H76V235H75ZM18 240H17V239ZM26 238L29 240L30 239V241L28 242L27 240H26ZM42 238V240L45 242V239H46V243H44L42 240H40ZM69 238V237H68ZM77 238H80V235H77ZM23 239V242L21 241ZM33 239V240H32ZM36 239V240H35ZM48 239H50L51 241H52V244H50L51 242L50 241H47ZM57 239V240H56ZM63 241H62V240ZM20 240V241H19ZM67 240V241H66ZM36 241H38L37 243H35ZM42 242V244H41V242ZM55 241V242H54ZM10 242V243H9ZM33 242V243H32ZM54 242V243H53ZM65 242H67V243H69L68 245H67V243H65ZM22 243H24V244H22ZM28 243V244H27ZM31 243V244H30ZM41 245H40V244ZM21 244V245H20ZM34 244H35V246H34ZM72 244V243H71ZM17 245H19V246H17ZM28 245V246H27ZM33 245V246H32ZM46 245H48V248H47V246ZM50 245H52L53 247L55 246V245H57V247L55 248V250L53 249V247H51ZM62 245V246H61ZM64 245V246H63ZM65 245H67V246H65ZM6 246V247H5ZM24 246V247H23ZM32 246V247H31ZM44 246L46 247V248H44ZM19 247V248H18ZM33 247H34V249H33ZM50 247H51V250H49L50 249ZM59 247H62V248H60L59 249ZM83 247H85L86 248V244L85 245H83ZM87 247H88V245H87ZM23 248V249H22ZM26 248V249H25ZM31 248V249H30ZM58 248V249H57ZM66 248H68L67 250H66ZM58 251H57V250ZM19 250V251H18ZM29 250V251H28ZM33 250V251H32ZM44 251V254H43V251ZM64 250V251H63ZM35 251V252H34ZM49 251L50 252H52V253H49ZM63 251V252H62ZM76 251V250H75ZM41 252V253H40ZM45 252H46V254H45ZM55 252V253H54ZM57 252V253H56ZM58 253H60V254H58ZM76 253H78V251L76 252ZM64 254V255H63ZM66 254V255H65ZM73 254L75 255V253L73 252ZM54 255H55V257H54ZM61 255V256H60ZM73 256V255H72ZM61 257V259H59ZM65 257H68V258H65ZM77 257V259L81 262L82 260H81V258L79 257V255L78 256H76ZM63 258H65V259H63ZM73 258H74V256H73ZM73 258H71V259H73ZM43 261H42V260ZM67 259V260H66ZM37 260H39V261H37ZM58 260V261H57ZM61 260V261H60ZM64 260H66L65 262H64ZM78 260H76L75 261V259H74V261H75V263L78 261ZM37 261V262H36ZM41 261V262H40ZM63 261V262H62ZM40 262V263H39ZM59 262H61V263H59ZM77 264H79V262L77 263Z\"/></svg>",
	"mask_w": 264,
	"mask_h": 264
},
{
	"label": "snow or ice",
	"instance_id": "3",
	"mask_svg": "<svg viewBox=\"0 0 264 264\" xmlns=\"http://www.w3.org/2000/svg\"><path fill=\"white\" fill-rule=\"evenodd\" d=\"M97 119H99V117H97ZM121 116L119 115V113H116L115 114V120H116V123H114L112 125V128L114 129L115 131V135L117 137L120 138L121 142L123 143H127L128 142V137L125 136L121 130H120V121H121ZM125 127H129L130 128V131H132L134 133V128H131L130 126L128 125H125ZM132 142H135V136L132 137ZM128 161L125 160V163H127ZM137 164L139 165V161H137ZM39 214V212H38ZM130 223V221H129ZM108 240L110 242H113V247H112V252L115 253L118 257H123L124 258V261L126 262V264H137L136 261L130 259L128 256L125 255V252H127L129 249L128 248H125L123 251L119 248L116 247V244H115V238L114 237H108ZM127 243L130 247V244H131V239L130 238H127ZM113 264H115V262H113Z\"/></svg>",
	"mask_w": 264,
	"mask_h": 264
}]
</instances>
